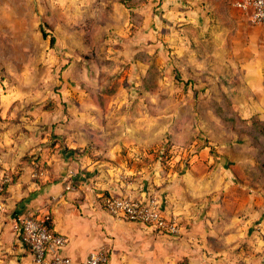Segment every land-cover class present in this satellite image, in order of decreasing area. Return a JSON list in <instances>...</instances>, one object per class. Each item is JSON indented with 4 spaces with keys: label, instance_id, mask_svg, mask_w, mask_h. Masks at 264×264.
Segmentation results:
<instances>
[{
    "label": "rangeland",
    "instance_id": "1",
    "mask_svg": "<svg viewBox=\"0 0 264 264\" xmlns=\"http://www.w3.org/2000/svg\"><path fill=\"white\" fill-rule=\"evenodd\" d=\"M237 60H264V29L230 0H0V180L34 147L102 157L108 144L117 182L193 170L200 190L262 200L239 129L264 120V78Z\"/></svg>",
    "mask_w": 264,
    "mask_h": 264
},
{
    "label": "crops",
    "instance_id": "2",
    "mask_svg": "<svg viewBox=\"0 0 264 264\" xmlns=\"http://www.w3.org/2000/svg\"><path fill=\"white\" fill-rule=\"evenodd\" d=\"M231 15L239 13L232 10ZM237 61L246 69L241 75L264 78V60ZM108 146L102 157L88 153V148L73 154L34 147L27 159L15 160L17 176L0 191L4 206L0 264H34L29 246L14 228L31 213L50 219L53 232L67 242L59 254L75 264L85 262L93 252H102L105 264H264V188L262 200L249 204L247 195L240 201L229 200L231 187L202 185L200 190L193 170L173 171L158 180L153 175L152 188L145 180L123 184L115 179V162L122 165V160L114 151L108 153ZM205 191L218 195L204 199L200 193ZM125 194L155 196L163 214L179 218L180 233L170 236L137 222L116 220L99 205L100 195Z\"/></svg>",
    "mask_w": 264,
    "mask_h": 264
},
{
    "label": "built area",
    "instance_id": "3",
    "mask_svg": "<svg viewBox=\"0 0 264 264\" xmlns=\"http://www.w3.org/2000/svg\"><path fill=\"white\" fill-rule=\"evenodd\" d=\"M233 6L246 13L254 26L264 29V0H237ZM7 181V178H1L0 191ZM98 202L116 220L137 222L170 236L178 235L182 229L177 216H166L161 212L159 201L153 195L143 198L132 195H100ZM3 211L4 206L0 203V213ZM14 228L21 240L29 246L34 264H75L71 258L59 254L67 242L53 232L48 217H38L31 213ZM106 261L102 252H93L85 262L77 264H105Z\"/></svg>",
    "mask_w": 264,
    "mask_h": 264
},
{
    "label": "trees",
    "instance_id": "4",
    "mask_svg": "<svg viewBox=\"0 0 264 264\" xmlns=\"http://www.w3.org/2000/svg\"><path fill=\"white\" fill-rule=\"evenodd\" d=\"M41 34H42L43 38L47 37V35L44 31H41ZM49 42L51 45H54L55 38L53 36H51ZM144 62L146 63V65L150 66V68H148V71L146 74L147 77H145L146 80H144L145 85H147L148 82L149 83L152 82V79L148 78V77H151V73L154 72L155 69L152 68V66H151L152 64H150L151 62L149 60H145ZM148 88H150L149 91H151V86H149ZM254 120L255 121L252 123L253 126H250L249 129H248L249 126H243V127H241L242 129L238 128L240 130L239 136L240 137L244 136L247 139V141L250 139L252 140L251 143L248 141L249 144H251L252 146H250L249 144L247 146L254 147L256 149V152L252 155V159H254V163H255V167L253 168V171L255 173V169H256V171L259 174L257 176H261L262 178H264V156L260 155L261 148L264 149V147L261 146V142H260V139L264 140V120H260L257 118ZM236 129H237V127H236ZM94 133H97V131H94ZM101 144H102V140H99L96 143V146H100ZM261 170H262V172H260ZM260 173H261V175H260ZM254 177H255V175H254ZM252 178H253V176H252Z\"/></svg>",
    "mask_w": 264,
    "mask_h": 264
}]
</instances>
